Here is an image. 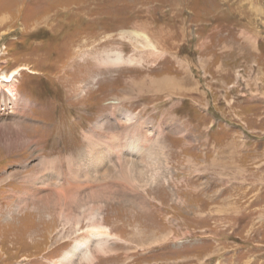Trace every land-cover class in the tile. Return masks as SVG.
Here are the masks:
<instances>
[{
    "label": "rangeland",
    "instance_id": "1",
    "mask_svg": "<svg viewBox=\"0 0 264 264\" xmlns=\"http://www.w3.org/2000/svg\"><path fill=\"white\" fill-rule=\"evenodd\" d=\"M22 67L28 116L0 104V264H264V0H0V76ZM155 154L162 178L137 185ZM42 161L47 205L22 179Z\"/></svg>",
    "mask_w": 264,
    "mask_h": 264
},
{
    "label": "bare ground",
    "instance_id": "2",
    "mask_svg": "<svg viewBox=\"0 0 264 264\" xmlns=\"http://www.w3.org/2000/svg\"><path fill=\"white\" fill-rule=\"evenodd\" d=\"M144 31V30H143ZM76 66V65H75ZM22 70H27V67H22L21 69H17V70H15V71H13L12 73H10V75H3V76H0V104L2 105L3 104V106L5 107V109L4 110H6V111H4L2 114H3V117L4 116H6V113L7 112H9V113H11L10 115H12V114H16V113H19L18 115H20V114H22V115H24V116H28V112H30L29 111V109H30V104H28L27 102H25L22 98L20 99L21 101L19 102L18 100V102H19V104H18V102L16 101V96H17V94H16V87H15V83H16V77L19 75L18 73H20V72H22ZM65 71H66V69H65ZM74 72H75V70H74ZM68 73V72H67ZM84 78V77H83ZM166 81H168V80H166ZM166 81H165V83H166ZM154 83V82H153ZM161 83V82H160ZM163 84V83H162ZM162 84H160V85H162ZM171 84V83H170ZM18 85V84H17ZM3 91V92H2ZM19 99V98H18ZM0 105V106H1ZM114 105V104H113ZM117 105H119V104H117ZM115 106V105H114ZM115 108V107H114ZM116 110V109H115ZM1 112H2V108L0 109V114H1ZM23 112V113H22ZM113 112H114V110H113ZM117 112V111H116ZM8 113V114H9ZM7 114V115H8ZM127 114V113H126ZM113 116V115H112ZM0 117H1V115H0ZM131 115H127L126 116V118L124 119L125 120V122L127 121V120H130L131 119ZM3 120H4V118H2ZM105 119V118H104ZM146 123V122H145ZM145 123H143V124H145ZM130 124V123H129ZM98 125V124H97ZM133 126V125H132ZM9 127V130H11L12 129V127H13V125H10V126H8ZM103 127H104V124H101V127H98V126H96V128H97V131H102L103 133L100 135L101 137H104V138H107V139H112V133H108V131L106 132L105 130H103ZM140 127L141 128H139L138 127V129L139 130H136V128L133 126V128H132V130L130 131L131 133H133V132H136V134H137V136H138V139H139V141H143L144 139H145V141H149L150 139H151V137H150V135H151V133L150 132H148V131H145V130H143V127L140 125ZM124 129H126V128H124ZM105 131V132H104ZM16 132V135H14V134H11V131L10 132H7V133H10L11 135H12V137L10 138V140H14V139H16V138H21V140H22V143H23V147H25V149H28V150H31V152H33V153H35V151H36V149H33L32 148V146H31V140H30V138L27 136V135H25L24 134V132H23V130L22 129H18V130H16L15 131ZM90 133H92L91 131H90ZM130 133V134H131ZM120 134H121V136L123 137V138H125V137H128L129 135H127V134H125V133H123V132H120ZM14 135V136H13ZM132 135V134H131ZM85 137H86V140H87V142H89L90 143V145L91 146H93V140H94V137H95V133H93L92 135H90V136H88V135H86L85 134ZM100 138V137H99ZM135 139V138H134ZM119 140V139H118ZM11 141V142H12ZM99 141V140H98ZM113 141V140H112ZM153 141V140H152ZM154 142V141H153ZM96 143V142H95ZM112 143V142H111ZM126 143V142H125ZM142 143V142H141ZM11 144H13V143H6V144H3V145H5L7 148H9L10 147V145ZM98 144H100V143H98ZM108 144V143H107ZM119 144V143H118ZM145 144V143H144ZM158 145V144H157ZM130 146V145H129ZM106 147H107V153H108V155L110 156V157H114V156H117L118 157V159H120V156H118V154H119V152H121V146L120 145H115V144H113L112 146L110 145V146H108V145H106ZM148 147V146H147ZM153 147V146H152ZM129 148V147H128ZM150 148V147H149ZM89 149V148H88ZM104 149V148H103ZM39 150H40V148L38 149V152H39ZM100 151V150H99ZM143 153V152H142ZM147 153V152H146ZM86 154V153H85ZM143 154H141V156H142ZM151 155V154H150ZM83 156H84V154H83ZM140 155H138V157H139ZM149 156V155H148ZM153 156V155H152ZM116 157V158H117ZM98 158V157H97ZM125 158V157H124ZM129 158H131V157H129ZM142 158V157H141ZM159 158V156H156V154H155V156L154 157H150L149 159H146L145 161L144 160H142V163H141V167H143L142 169H140L139 168V164L137 163V164H135V169L134 170H132V172H131V176H132V178L131 179H133V180H136V182L135 183H137V185H140V186H147V185H149V182H151V181H158V180H160V178H162L161 176H159L158 175V167H154V169L153 170H155V174L154 175H152V174H149V175H147V173H146V170H148L149 171V166H147L148 164H150V163H152L154 160H156V159H158ZM162 158V157H161ZM93 159V158H92ZM134 159V158H133ZM139 159V158H138ZM73 158H70V165H72V163H73ZM76 160H78V159H76ZM135 160V159H134ZM125 161V160H124ZM127 161V160H126ZM144 161V162H143ZM79 162V161H78ZM129 162V161H128ZM103 164V163H102ZM126 164V163H125ZM50 165H53V162H47V164H44L43 163V161H42V167H43V169H46V171H45V175L41 178V179H39V172H34V173H29L25 178H22V179H25L24 181H26L27 183H28V185L30 184V186H28L29 187V189H30V191H28L29 192V194L30 195H32V196H34L35 195V197H44V199H41V200H43V202H45L44 204L45 205H47L48 204V202L50 201V200H52V198L51 197H53L52 195H45V196H39L38 195V193H39V191L42 189V191H46L47 189H45L46 188V184H47V182L49 183V179L46 177V176H48L49 175V171L52 169V167L50 166ZM83 165V164H82ZM128 165V164H127ZM129 166V165H128ZM68 168H69V166H68ZM74 168V167H73ZM72 168V169H73ZM78 168V167H77ZM114 168V167H113ZM72 169H70L69 171H66V172H63L62 173V175L60 176V180H61V182H62V184L59 186V190L57 191V197L58 198H60V199H62L63 197H65V198H67V193H72V192H70L71 191V186L72 185H74L75 187H81L80 185H79V183H82L83 181H82V178H84L85 176H77L76 174H75V172H74V170H72ZM79 169V168H78ZM121 169V168H120ZM84 170V169H83ZM79 171H80V169H79ZM104 171V170H103ZM113 171H115L116 172V169H114ZM41 172V171H40ZM99 172V171H98ZM48 173V174H47ZM97 173V172H96ZM98 174V173H97ZM110 174V173H109ZM107 176V175H106ZM87 177V176H86ZM91 178V177H90ZM114 178V177H113ZM97 179V178H96ZM99 179V178H98ZM51 180V179H50ZM59 180V179H58ZM93 180V179H92ZM95 181V180H94ZM23 182V181H22ZM96 182V181H95ZM98 183V182H97ZM125 183H126V181H125ZM129 183V185L130 186H132L133 188L132 189H136L137 188V185L134 183V182H128ZM83 184V183H82ZM96 184V183H95ZM151 184V183H150ZM93 185V184H92ZM54 186V184H52V187ZM28 187H27V189H28ZM129 187V186H128ZM149 187H150V185H149ZM28 189V190H29ZM74 193H78L77 191H75ZM73 193V194H74ZM67 194V195H66ZM73 197H75V195H72ZM102 195L100 194V195H98V196H96V197H92V199H94L93 201H99V200H101L100 198H102L101 197ZM67 200V199H66ZM61 201V200H60ZM59 201V202H60ZM77 201H79V200H76V198H74V200L71 202V201H69L70 202V206L71 205H77V203L79 204V202H77ZM97 201V202H98ZM51 202V201H50ZM65 202V201H64ZM68 202V203H69ZM56 203V202H55ZM66 203V202H65ZM50 205V204H49ZM66 206V205H65ZM57 207H59V206H57ZM56 208V207H55ZM70 208V207H69ZM67 209H68V206H67ZM61 211V213L62 214H64L65 215V218H68V213H66V211L64 210V209H62V210H60ZM98 226L99 225H97V226H94L93 225V227L92 228H98ZM97 237H100V236H103V235H100L99 233H98V235H96ZM86 243V242H85ZM83 245H84V243H83ZM83 245H82V247H83ZM76 246H77V244H76ZM87 248V247H86ZM80 249V248H79ZM91 257H89V259H90ZM87 260H88V258H87Z\"/></svg>",
    "mask_w": 264,
    "mask_h": 264
}]
</instances>
